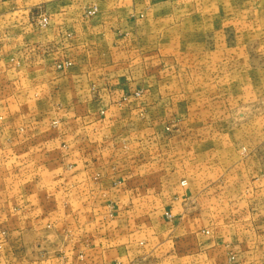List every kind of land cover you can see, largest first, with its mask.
<instances>
[{
    "label": "crops",
    "instance_id": "0c3cea01",
    "mask_svg": "<svg viewBox=\"0 0 264 264\" xmlns=\"http://www.w3.org/2000/svg\"><path fill=\"white\" fill-rule=\"evenodd\" d=\"M144 2L129 14L59 9L46 27L31 23L24 40L0 46V208L24 214L0 219V264H264V206L250 200L244 217L205 219L216 174L193 168L207 155L190 151L192 122L162 115L163 96L192 79L162 64L188 65L206 40L163 25L167 9ZM263 8L252 0L243 23H257ZM145 63L159 71L139 74ZM239 174L255 187L263 180Z\"/></svg>",
    "mask_w": 264,
    "mask_h": 264
},
{
    "label": "rangeland",
    "instance_id": "374dc122",
    "mask_svg": "<svg viewBox=\"0 0 264 264\" xmlns=\"http://www.w3.org/2000/svg\"><path fill=\"white\" fill-rule=\"evenodd\" d=\"M159 1L168 13L162 17L163 25L176 23L193 27L195 41L206 40L207 45L204 49L195 48L188 65L162 64V72H188L192 78L180 83L177 95L163 96V118L192 122L188 127L193 137L188 145L190 151L194 156L207 155V159L194 160L193 168L200 171L204 167L210 174H216L208 178L209 215L204 218L239 219L245 216L241 212L246 213L250 200L253 207L264 206V15L257 23H243L248 19L243 10H249L252 0L236 4L234 0H148L147 5L153 6ZM144 5V0H0V46L5 51L12 40L14 43L24 40L25 26L31 23L38 28L46 27L48 24L45 25L43 19H55L59 9L81 11L85 17L86 12L95 16L105 7L129 14L143 9ZM83 16L82 23L87 28L91 23ZM115 38L122 39L120 34ZM135 50L139 54L141 46ZM145 67L159 71L160 65L138 64L139 74ZM169 83L167 81V85ZM173 102L177 111L169 112ZM185 134L186 128L179 126L177 135ZM177 146V156L184 157L187 145L179 143ZM180 166L191 168L185 162ZM247 169L262 174L263 180L256 187L253 179L249 180L251 185L241 180L247 176L240 175L239 171ZM217 174L222 175L223 184L226 182L224 190L216 185ZM242 183L247 184L246 188ZM256 191L255 196H250ZM196 193L200 197L201 192ZM193 207L198 212L195 204ZM22 216L24 214H15L9 208H0V219H21Z\"/></svg>",
    "mask_w": 264,
    "mask_h": 264
},
{
    "label": "built area",
    "instance_id": "2783aa9c",
    "mask_svg": "<svg viewBox=\"0 0 264 264\" xmlns=\"http://www.w3.org/2000/svg\"><path fill=\"white\" fill-rule=\"evenodd\" d=\"M43 23H44L45 25H47V24L49 23L48 19H47V18H44V19H43ZM70 65H72V63H71V62H67V63L62 64V65H59V66L62 68L63 66H70ZM182 185H183V186H186V185H187V181H186V180L182 181ZM166 217H167L169 220H172V219L174 218V215H173L172 213H170V212H167V213H166ZM233 258H234V257H232V259H233Z\"/></svg>",
    "mask_w": 264,
    "mask_h": 264
}]
</instances>
